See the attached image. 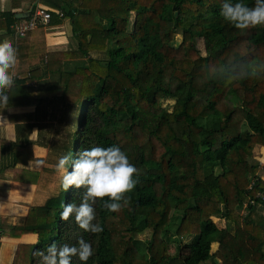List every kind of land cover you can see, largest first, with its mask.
I'll use <instances>...</instances> for the list:
<instances>
[{
  "label": "trees",
  "instance_id": "16d2710c",
  "mask_svg": "<svg viewBox=\"0 0 264 264\" xmlns=\"http://www.w3.org/2000/svg\"><path fill=\"white\" fill-rule=\"evenodd\" d=\"M42 2L48 22L17 37L15 48L17 60L32 56L38 63L34 70L46 78L38 80L33 72L21 79H31V88L7 92L9 99L28 97L34 109L19 114L28 121L17 127L19 142L7 149L0 140V154L13 152L9 164L2 167L0 161V171L7 168L25 183L53 180L44 197L31 203L22 224L0 228V237L37 235L35 243L17 246L12 264H41L37 249L54 242L75 245L80 238L94 241L95 253L87 262L73 257L72 264H200L208 259L264 264V214L257 209H264V179L251 160L254 147L264 146V25L235 28L219 14L223 0ZM15 14L10 8L1 11L0 26L11 29L19 20ZM61 22H68L76 45L46 52L43 28ZM176 34L181 38L175 45ZM196 39H202L205 54ZM95 50L105 51L106 60L91 55ZM235 52L250 53L253 75L209 79L204 74L207 64ZM168 99L171 105L163 106ZM54 101L63 107L72 101L77 108L61 154L117 144L140 170L120 210L110 212L97 200L99 234L85 232L72 217L61 219L64 204L79 203L82 190L60 187L63 172L52 161L54 146L39 139V106ZM33 128L40 141L28 138ZM32 145L47 147V155L34 158ZM29 160L43 161L40 171L16 167ZM143 231L172 233L175 251L170 253L165 242L160 255L152 254L149 241L136 238Z\"/></svg>",
  "mask_w": 264,
  "mask_h": 264
},
{
  "label": "clouds",
  "instance_id": "9594fccd",
  "mask_svg": "<svg viewBox=\"0 0 264 264\" xmlns=\"http://www.w3.org/2000/svg\"><path fill=\"white\" fill-rule=\"evenodd\" d=\"M220 16L224 21L240 30L264 25V0H254L249 6L245 0H223ZM17 63L14 45L0 41V105H6L9 97L7 90L14 83L13 69ZM255 65L247 52H235L223 60L207 64L203 71L209 79H244L253 75ZM55 167L62 171L60 187L80 189L79 203L67 202L60 212L61 219L72 217L79 228L85 232L99 234L103 231L96 221L94 205L102 200L110 212L118 211L127 204L126 193L131 192L138 183L139 169L130 161L125 150L117 145L92 146L71 151L57 157ZM107 197V199H103ZM95 221V222H94ZM94 241L80 238L75 245L50 244L46 250L37 249L41 264H72V258L87 262L94 256Z\"/></svg>",
  "mask_w": 264,
  "mask_h": 264
},
{
  "label": "crops",
  "instance_id": "0c3cea01",
  "mask_svg": "<svg viewBox=\"0 0 264 264\" xmlns=\"http://www.w3.org/2000/svg\"><path fill=\"white\" fill-rule=\"evenodd\" d=\"M38 6H45L42 0H0V12L10 8L11 11H14L15 13H29L33 7L35 9ZM43 29L46 52L71 50L75 47L76 41L71 35L68 22L53 23L47 27H44ZM16 39L17 37L14 35L12 26L9 30L0 26V41L10 42L14 45V47H16ZM36 64L38 63L34 58H32V56H28L23 60H17L15 68L13 69L14 83L7 90V92H10V89L14 87L25 86L31 88V86L33 85L31 79H21H24L26 76H31V73L33 72L38 73V76L40 77L38 78V80L45 79L46 77L43 75V73L34 70L37 68ZM32 69L34 71H32ZM42 70L43 69L41 67V71ZM41 93V91H38L35 94L40 95ZM18 101H24L25 103H18ZM33 109L34 105L31 104V101H29L28 97L18 98L16 95L10 98L6 105H0V140L3 141L2 144L5 143L4 148L7 146V149H9L10 145H12V143H15L16 140L19 142L21 133L19 134L18 128L20 125H25L28 122L23 120V118L19 114L31 112L33 111ZM31 133L32 131L28 136L29 139H31ZM1 146L2 145H0V147ZM9 151L10 150H4L0 154L2 167L5 165V163L9 164L12 159L13 152ZM16 167H19L18 164H16ZM13 176V172L11 170H8L7 168H4L0 171V219L7 221L6 223L8 224L6 225L11 224V226L19 225L24 222L25 215L24 213L20 212L23 209L24 205L20 202V198H17V196L22 197L23 195L15 193V191L21 189L25 190L28 185L26 183L15 180ZM30 205L31 199L29 200L28 207ZM19 214L20 216H17ZM1 239H8V242L12 243L8 246L10 249V251L8 252V254H10L8 256L11 255L12 257H14L13 255L15 253V249L19 244H33L37 241V235L35 233H25L21 234L19 237L3 236ZM1 244L2 243H0V248ZM215 248L216 245L213 250H215Z\"/></svg>",
  "mask_w": 264,
  "mask_h": 264
},
{
  "label": "rangeland",
  "instance_id": "374dc122",
  "mask_svg": "<svg viewBox=\"0 0 264 264\" xmlns=\"http://www.w3.org/2000/svg\"><path fill=\"white\" fill-rule=\"evenodd\" d=\"M180 35L176 34L174 44L176 45L180 41ZM196 47L200 50L201 54H205L204 49V43L202 39H196ZM91 55L96 57V59H99L100 61H105L107 56L105 51L95 50L91 51ZM60 92V91H58ZM163 106H170L172 103L171 99L168 100H162ZM77 108L76 103L70 102L68 107H63L61 103L54 101L52 103H46L42 102L39 106V124L41 125L40 129V137L39 139L43 141H47L51 146H54V154L52 155V158L54 162H56L57 157L61 155L62 147L65 144L66 141V135L68 131L70 130V125L73 119V126H75V118L77 116ZM37 130L34 128L31 133V138L36 139ZM37 137V140H39ZM40 141V140H39ZM30 152L32 153L34 158H44L48 153L47 147H41L37 145L30 146ZM20 152H25V148H21ZM252 161H256L258 165V172L260 174V177L264 179V146L257 144L252 152ZM43 165V161H37V160H29L25 164H18L19 169H28L32 171H40L41 167ZM49 179V177H48ZM53 180V179H52ZM52 180L48 182L47 180H42L41 183H26L28 184L26 189L23 190H16L15 193L22 194L23 196H17V198H20V202L24 205L23 209L20 211L21 213H24L26 218L27 212L29 207L28 203L31 199V203L34 201H40L44 194L51 189L52 186ZM25 183V182H23ZM28 207V208H27ZM26 208V209H25ZM258 211L262 214H264V209L260 206L257 207ZM27 211V212H26ZM20 213V214H21ZM17 215V216H20ZM22 215V216H24ZM174 219V218H173ZM214 221H216V224L218 227L223 226V221L213 216L212 218ZM7 221L0 219V228L8 229L11 227L10 225H6ZM170 229H173L176 225L174 220H171L169 223ZM174 235L171 233L169 235H164L163 233H156V235H152L149 231H143L141 233H138L136 235V238L141 240L142 242L149 241V245L152 247V254L160 255V245L167 243V248L170 253H173L176 249L177 245V239L173 237ZM7 237V236H5ZM0 237V264H12L13 257L10 255L8 256L9 244H12L11 242H8L9 240H3ZM162 239V240H161ZM161 241V242H158ZM215 247V244L211 245V248L213 249ZM14 256V255H13ZM12 258V259H10ZM213 259H208L206 261L201 262L200 264H213Z\"/></svg>",
  "mask_w": 264,
  "mask_h": 264
},
{
  "label": "built area",
  "instance_id": "2783aa9c",
  "mask_svg": "<svg viewBox=\"0 0 264 264\" xmlns=\"http://www.w3.org/2000/svg\"><path fill=\"white\" fill-rule=\"evenodd\" d=\"M50 18V13L44 6H38L32 14L25 19H19L12 25V30L16 37H22L28 30L39 25H45Z\"/></svg>",
  "mask_w": 264,
  "mask_h": 264
},
{
  "label": "water",
  "instance_id": "95a60500",
  "mask_svg": "<svg viewBox=\"0 0 264 264\" xmlns=\"http://www.w3.org/2000/svg\"><path fill=\"white\" fill-rule=\"evenodd\" d=\"M28 15H29L28 12H18V13L15 14V17L17 19H24V18H27Z\"/></svg>",
  "mask_w": 264,
  "mask_h": 264
}]
</instances>
